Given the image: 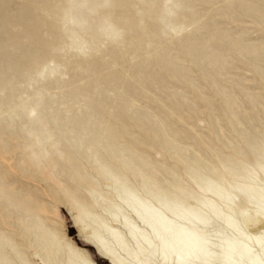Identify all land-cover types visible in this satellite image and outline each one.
<instances>
[{
  "label": "bare ground",
  "instance_id": "6f19581e",
  "mask_svg": "<svg viewBox=\"0 0 264 264\" xmlns=\"http://www.w3.org/2000/svg\"><path fill=\"white\" fill-rule=\"evenodd\" d=\"M240 4L241 9L254 12L256 20L263 19L258 8ZM123 5L126 17L118 25L135 39L137 9L128 2ZM11 12L0 8V69L11 72H0L4 105L11 102L8 93L19 92L20 84L53 58L47 50L55 46V36L49 39L44 34L46 10L41 11L43 17L27 8ZM198 44L191 49L194 59L210 64L203 59L205 44ZM2 48L12 56H4ZM147 66L142 65L138 74ZM256 103L253 107L264 123V108L262 112ZM58 104L66 109L52 115ZM50 105V111L43 107L36 120L21 109L15 123L0 127V160L14 176L0 179V264H37L30 250L41 264H98L62 227L49 225L31 212L37 209L34 199H25L24 191L12 188L18 176L37 178L53 189L71 213H77L79 234L111 264H264L263 129L255 134L251 123L232 113L241 140L229 143L233 157L215 151L222 162L217 167L203 154L192 152L179 133L160 124L152 138L161 139L165 154L182 165L187 183L177 165L139 152L128 141L134 133L122 122L103 126L99 114L74 116L70 99ZM130 119L143 133L151 134L150 123L136 115ZM18 149L24 163L16 167L11 161ZM53 171L61 172L64 181Z\"/></svg>",
  "mask_w": 264,
  "mask_h": 264
},
{
  "label": "rangeland",
  "instance_id": "374dc122",
  "mask_svg": "<svg viewBox=\"0 0 264 264\" xmlns=\"http://www.w3.org/2000/svg\"><path fill=\"white\" fill-rule=\"evenodd\" d=\"M124 2L133 4L139 13L133 15L139 22L135 39L118 25L119 19L126 17ZM240 3L258 8L263 19L256 20V14L241 9ZM4 7L12 14L27 8L41 17L46 10L44 34L49 39L55 36V46L47 50L53 58L39 65L38 73L21 83L19 92L8 93L11 102L4 105L0 98V106L4 105L0 127L15 123L23 111L36 120L43 107L50 111L51 101L70 99L72 115L99 114L103 126L122 122L134 133L128 141L139 152L157 162L177 165L182 174L178 160L162 150L161 139L152 138L160 124L179 133L192 152L203 154L217 167H222V162L215 151L233 157L229 143L241 140L232 113L251 123L249 128L255 134L264 130L253 107L256 101L263 112L264 0H0V8ZM196 43L205 44L203 59L210 64L194 59L191 49ZM1 50L4 56H12ZM144 64L147 69L138 74ZM51 82L56 85L48 89ZM65 109L58 104L51 114ZM132 115L150 123V135L130 119ZM90 119L95 121V117ZM65 146L71 145L65 142ZM22 159L18 149L11 162L17 167L23 165ZM4 162L0 160V179H14ZM51 174L64 181L61 172ZM183 175L189 183V177ZM28 178L16 177L18 182L12 188L24 191L25 199H34L37 209L31 212L49 225L62 227L96 263L111 264L79 234L77 213H71L68 204L45 183ZM30 254L41 264L32 250Z\"/></svg>",
  "mask_w": 264,
  "mask_h": 264
}]
</instances>
